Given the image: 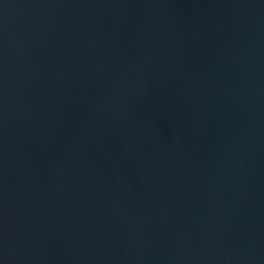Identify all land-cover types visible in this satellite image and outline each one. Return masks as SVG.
<instances>
[{
  "label": "water",
  "instance_id": "95a60500",
  "mask_svg": "<svg viewBox=\"0 0 264 264\" xmlns=\"http://www.w3.org/2000/svg\"><path fill=\"white\" fill-rule=\"evenodd\" d=\"M0 264H264V0H0Z\"/></svg>",
  "mask_w": 264,
  "mask_h": 264
}]
</instances>
